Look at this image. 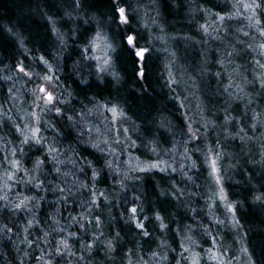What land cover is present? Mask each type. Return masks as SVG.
Returning <instances> with one entry per match:
<instances>
[{
    "label": "trees",
    "instance_id": "obj_1",
    "mask_svg": "<svg viewBox=\"0 0 264 264\" xmlns=\"http://www.w3.org/2000/svg\"><path fill=\"white\" fill-rule=\"evenodd\" d=\"M113 2L114 0H87L84 7L77 9L74 8L75 0H0V77H13L7 81L0 79V176L6 170L15 172L14 180L8 181L11 190L0 184V196L6 195L8 201L13 202L24 195L44 197L40 201V207L33 210L34 219L26 210L11 216L0 213V225L7 223L13 229L11 233H0V264H6L7 259L11 258H14L12 264H21L22 260H26V264H43V261L35 258L43 251L47 259L56 242L61 239L68 240L76 256H91L95 264H129V261L131 264H157V258L162 252L168 253L169 260H159V264H175L172 257L180 259V264H185L180 257L183 251L180 244H186L183 239L186 234L202 239V245L194 246V250L200 254L202 264H211L205 262L204 250L214 249L212 242L228 237V230L248 249L247 256L252 257L253 264H261L264 261V205L254 197L264 191V178L259 164H243L244 159L260 160L261 142L255 140L246 143L243 152L247 155L242 156L241 142L238 139L225 140L218 128L211 131L203 127L204 120L223 118L224 108L227 107L225 86L231 83L229 91L236 93V85L240 84L247 91L251 85L245 84L244 78L250 80L254 73L258 75L261 71L253 61V57H260L251 52L246 56L234 55L233 63L225 61L224 66L215 62L225 58L226 52L231 50V45L237 39L252 43V37L255 36L256 42L261 40L255 29L247 26L249 21L244 19L250 13L242 8L234 9L232 4L235 0H171V12L165 11L162 5L158 11L153 10L152 0H118L119 6L126 9L131 19L128 25L117 27L118 15L115 22L112 19ZM190 2H198L212 10V15L207 17L209 22L213 21L214 14L221 9H224L221 15H231L237 10L241 12L240 18L226 21L231 26L228 33H219L225 38L227 47L225 43L213 41L199 30V25L205 23L204 14L189 11ZM177 4L182 7H176ZM66 11L72 13L71 19L65 15ZM152 17L156 18L157 24L151 22ZM258 18L261 20L260 26H264V12L258 13ZM50 19L55 20L56 27L65 33V45H60L57 41L51 30ZM215 23L219 24V21ZM237 27L242 28V31L236 32ZM161 28L163 32L160 31ZM243 31L249 32V36H243ZM97 32L101 33L100 50L85 53L83 37L95 36ZM13 33L23 40V47ZM127 35L136 37L139 46L148 49L146 61L125 50L126 44L121 37ZM161 35L164 36L163 41L157 39ZM215 35L217 33L212 32V36ZM189 37L190 39H186ZM204 40L208 44H204ZM105 42L111 43L115 51L105 49ZM206 49L211 50L206 52ZM101 50L110 59V67L104 73L96 71L103 60L83 58L84 55L89 58L93 55L102 57ZM132 51H135L134 47ZM205 55L209 57L207 66L203 63ZM40 56L49 61L53 67L52 72H47L44 65L38 63ZM17 61L31 66L29 70L52 76V82L43 81L39 76H33L32 82H28L27 77L13 71L12 66ZM74 61H81L78 71L92 87L84 88L76 76L70 73L69 69ZM180 67H183L182 71ZM134 69L145 70L147 79L135 75ZM215 72H219L220 76L213 75ZM112 73H117L119 78H114ZM36 83L43 84L62 100L69 102L65 105L58 100L54 101L56 106L67 109L64 123L68 122V115L77 119L83 117L85 138L97 143L104 149L103 153L91 148L88 152L82 149L73 152L71 147L76 146L74 140L70 145L69 139L55 135L52 129L61 126L60 117L55 112L46 111L43 100L37 101L33 95ZM9 88L12 89L11 92L8 91ZM262 101L264 98L256 96L249 107L257 111L264 110L261 107ZM230 103L231 114L237 116L246 111L248 101L237 99ZM113 106L118 112L123 111L124 116L113 118L108 110ZM88 109H92V114L85 116ZM30 113H35L36 117ZM197 120H200V125ZM161 122H167L168 128H160ZM46 123L52 127L46 128ZM25 124L41 129L38 135L44 138L42 147L21 143L23 137L15 126L23 129ZM189 125L193 130H198L197 140L190 139ZM125 129L129 131L126 132ZM144 129H150L152 134L149 135ZM246 132L248 135H259L253 134L250 129H246ZM153 137L158 144L155 153L145 146ZM132 141H135V146ZM49 146L56 151L47 155V163L43 165V191L17 183V180L27 179L21 169H31L36 157L45 160ZM194 148L199 151H194ZM209 149L213 153H222L218 161L221 185L214 183L209 163L205 162V154L209 153ZM13 152L15 155H12ZM52 156L63 163H56ZM85 157L93 167H99L106 158L112 162L114 170L106 169L105 176L93 182L87 178L91 176L92 167L85 166L83 173L78 171V166ZM69 158L74 162H69ZM238 158L241 163L229 168ZM13 159L20 161L19 171L12 169ZM161 161L164 163H160ZM147 162L158 163L165 171L154 169L147 174L128 171L132 165ZM193 162L196 163L195 168L191 167ZM54 168H59L60 173L49 171ZM65 172L69 175L64 176ZM125 173L139 179H124ZM80 180L90 187L77 191V187L73 185L78 186ZM118 180L125 187H120ZM48 181L61 187H71L78 198H90L91 192H95L97 205H106L104 210L100 207L93 208L88 217L93 222L95 216L101 217L100 228L93 231L89 225L90 238L85 240L93 244L92 253H83L78 245H74L73 238L69 235L79 229V225L70 222L69 218L71 213L79 220L82 210L79 200L74 201L69 197L67 205L58 201L59 193L45 190L49 187ZM162 187L168 195H160ZM220 187L224 188L228 202L233 203L234 210L238 208V211L229 213L224 207L225 202L214 195L219 192ZM101 192L106 194L107 200L99 195ZM8 201H0V207ZM209 205L212 206L211 213ZM133 206L144 209L137 212L136 220L146 225L144 230L149 231V237H143L139 230L130 232V226L124 223L131 216L126 209ZM108 207L110 211L107 210ZM191 208L197 209L198 214L190 212ZM149 209L152 210L151 213ZM152 213H159L168 229L161 231L158 228L159 222L155 221ZM213 213L224 224H217L210 219V214ZM233 214L239 222L235 226ZM145 215H148V219H145ZM53 219L58 220L59 225L54 224ZM29 220L33 221V226L25 232L24 228L28 227ZM200 224L203 227H199ZM185 225H192V231L187 232ZM54 227L65 230L52 231ZM131 228L134 229V225ZM205 228L211 232V236L204 235ZM100 231L104 232L101 237L104 240L120 233L114 241V246L118 249L113 253L115 261L105 260L103 246L95 239ZM44 232L49 233L46 238L43 236ZM26 240L32 241L31 247L22 242ZM25 252L29 253L27 257H24ZM152 252H156L157 256L153 257ZM80 264H86V261Z\"/></svg>",
    "mask_w": 264,
    "mask_h": 264
},
{
    "label": "snow or ice",
    "instance_id": "obj_2",
    "mask_svg": "<svg viewBox=\"0 0 264 264\" xmlns=\"http://www.w3.org/2000/svg\"><path fill=\"white\" fill-rule=\"evenodd\" d=\"M87 0H75L74 8H82L86 5ZM153 10H157L159 6H163L165 11L171 12L172 11V4L171 0H152ZM215 6V5H214ZM176 7H182V5L177 4ZM232 7L234 9L242 8L246 13H250V15H245L244 19L248 20V27L254 28L257 32L258 36L261 38L259 42H256V37H252V43H246L243 40L237 39L234 44L231 45V50L227 51L225 54L224 59H217L215 62L219 63L221 66H224L225 61L227 63L231 64L233 63L232 57L235 56H246L249 52L256 53L260 59H257L256 57H253L254 65L258 67L261 71L258 75L255 73L253 74L252 79L244 78V83L247 85H251V88L249 90H245L244 87H242L240 84L236 85L237 92L233 93L229 91V88L232 87L231 83L224 88V92L227 93V100L225 101L227 107L224 108V116L222 119L218 120H204L203 127L205 129H210L211 131H215L217 128L219 129V133L223 134V137L225 140L232 139V140H239L241 142V154L242 156L247 155V153L243 152V146L248 142H253L255 140H259L260 147L262 151L260 152V160H243V164L247 165L248 163L252 164H259L262 169V178H264V131L261 129H264V110L257 111L254 108H250L249 106L253 103V99L256 96L264 98V26L261 25V20L258 18V13L264 12V0H235V3L232 4ZM189 11H195L197 13H203L205 18V23L199 25V30L202 31V33L205 36H210L213 41H220L221 43H225L227 47V43L225 41V38L220 36L219 33L225 32L228 33L231 26L226 23V21H231L240 18L241 12L239 10L233 12L231 15H221V12L224 11V9H221V11H218L214 14V18L212 22H209L207 20V17L209 15H212V10L210 8H205L198 2H190L189 3ZM159 14V13H158ZM65 15L71 19L72 13L71 12H65ZM118 15V23L117 27L120 25H128L130 22V17L126 13V9L124 7L119 6L118 0H114L113 2V16L112 19L115 22L116 17ZM215 21H219V24H216ZM151 22L153 24H157V20L155 17L151 18ZM49 23L52 25V32L56 36L57 41L60 45H65V33L60 31L58 27H56V21L53 19L49 20ZM159 27V25H157ZM211 29V31H210ZM161 32H163V28L160 29ZM236 32H241L242 28L237 27L235 29ZM212 32L217 33V35L212 36ZM230 34V33H229ZM13 35L16 36L17 40H19L21 47H23V40L19 37L18 34L13 33ZM243 36L248 37L249 32L243 31ZM122 41L126 44V49L129 51L130 55H133L134 57L145 60L146 61V53L148 51L147 48H143L139 46L138 40L136 37L132 35H127L126 37H121ZM157 39H160L163 41L164 36H158ZM186 39H190L186 38ZM101 40V33L97 32L95 36H84L83 41L85 43L84 52L92 51L96 52L100 50V44L99 41ZM204 44H208L207 40L203 41ZM236 45H240V48H237ZM135 48V51L133 52L132 49ZM104 48L115 51V48L111 43L105 42ZM211 49H206L205 51L208 52ZM219 51V49H217ZM26 55V53H25ZM203 55V54H202ZM84 59H93L96 61H100L101 57L93 55L92 57H88L87 55L83 56ZM38 63L44 65V67L47 69V72H52L53 67L49 63L47 59H45L44 56L38 57ZM204 65L207 66L209 64V57L207 55L204 56ZM133 64L135 65V60H133ZM31 66L25 65L21 61H17L13 66L12 69L15 72H18L22 74L23 77L28 78V82H32L33 76H39L43 81H46L48 83H51L53 80V77L47 74H41L37 73L34 70H29ZM110 67V59L107 57V54H105V57L103 58V63L98 64L96 71L98 73H104L107 72ZM76 70L80 68L79 65H75ZM205 71H207V67H205ZM134 74L142 77L144 79H147V72L142 69H134ZM239 75V73H237ZM113 77L118 79L117 73H112ZM213 75L219 77L220 73L215 72ZM2 80H12L13 77L10 75H6L3 77H0ZM258 85V87H257ZM14 87V85H13ZM9 92L12 91L11 88L8 89ZM42 94V95H40ZM242 94V95H240ZM33 95H35L37 100H43L44 106L46 109L51 110L53 107H56L54 101L57 100V95L54 94L53 91L48 90L43 84H38L35 89H33ZM237 99H247L248 103L245 105L246 111H244L242 114H238L237 116H233L230 112L231 109V103L230 101H234ZM60 104H68L67 100H60ZM262 108H264V101H262ZM113 118H116L117 116H124L123 111L117 110L115 106L108 109ZM61 108L56 107L55 114L56 116L61 115ZM64 113L67 111V109H63ZM249 113L251 115L249 116ZM33 117H36L35 113H30ZM64 118V117H63ZM66 119L70 121L72 119L71 115L66 116ZM203 119V117H202ZM17 132L21 134L23 139L21 140V143L24 145H31L34 144L35 146L42 147V137L38 134L41 132V129L34 126H29L27 124L24 125V128L21 129L20 126H15ZM160 128H168L167 122H161L159 125ZM246 129H250L253 134L259 133L258 136L256 135H248L246 132ZM171 130V129H169ZM125 131H129V129H125ZM146 133L151 135L150 129H144ZM188 132L191 134L190 139L197 140V132L198 130H193L191 128V125L188 127ZM217 143H219V140H217ZM133 146H135V141H132ZM156 145V146H153ZM146 147H149L150 150L155 153L158 148V144L155 141V138L148 140V144L145 145ZM93 148H98L99 145L97 143L92 144ZM194 151H199L198 148H194ZM56 149L54 147L49 146L47 154L45 156V160H41L39 157H36V159L33 162V166L31 169H25V172L28 174L27 179L23 181L24 184L30 185L33 189H36L39 191L43 187V184L41 182V175L42 172V166L47 163V155H51L54 153ZM187 151V149H185ZM250 151V150H249ZM12 155H15L13 152ZM214 156V158H213ZM222 153L215 152L213 153L211 149H209V153L205 154V162L209 163V166L211 168V176L213 177V181L216 185H221L222 177L219 174L220 169L218 168V161L221 159ZM188 159H191V157H187ZM52 160L56 163H63V161L57 160L56 156H52ZM160 163H164V161H161ZM241 163V160L238 158L234 164H230L229 168L236 167V164ZM104 167L106 169L114 170L113 164L109 160H105L103 162ZM20 161L13 159L11 161V167L12 169H15L16 171L20 170ZM171 167V165H169ZM183 167V165H181ZM192 168L196 167V163L193 162L191 164ZM158 169L160 172H164V168H160L158 163L155 162H147L143 165H140L139 163L132 165L129 167V172H140V173H150L152 170ZM54 170L57 174L60 173L59 168L49 169V171ZM173 171H176V169H173ZM32 173H40L39 176H33ZM242 174V173H241ZM64 176H68L69 173L65 172L63 173ZM117 175L119 173L117 172ZM186 175V173H185ZM105 176V172L97 173L95 171H91V176L87 177L90 180H98V178H103ZM15 178V172H9L5 171L3 176H0V184H2V187L5 189H10V186L8 184V181H12ZM127 173L124 174V179H129ZM131 179H139V177H131ZM188 179H191V177H188ZM17 183H20V180H17ZM117 183L120 185V187H125L122 181H117ZM49 188L45 189L46 191H51L54 193H59L58 201H62L65 205L68 203V198L71 197L73 200H79V206L81 207V212L79 214V220L77 219V216L69 214L70 222L77 223L79 225L78 231L70 232L69 235L73 238L74 245H78L79 249L86 254H90L93 251V244L85 242L86 238L89 237V225H91V229L93 231L100 228L101 225V217L99 215L95 216L94 222L89 220V215L92 214V210L95 207H100L102 210L106 207L103 203L100 205H97L96 200V193L91 192L90 198H78L76 192H73L71 187H61L59 184H55L52 181H48ZM74 187H77V189H88L90 186L86 185L84 181L80 180L78 181V186L73 185ZM174 187V184L172 185ZM100 196L104 197L105 200H107V196L105 193L101 192L99 193ZM161 196H166L168 193L161 188L160 192ZM214 195H217L219 200L224 203V207L227 209L229 213H234V211H238V208L234 210V205L231 202H228V197L225 194L224 188L220 187L218 193H214ZM139 197H136L138 199ZM39 201L43 200L44 197L39 195H24L22 198H19L17 202L8 201V197L0 196V201H8V203H5L3 207H0V213L6 214V215H14L15 213L26 210L28 213L33 215V219L35 218V214L33 210L35 208L40 207V202L37 203V200ZM125 199H127L125 197ZM256 201L261 202L262 205H264V191L261 192L260 195H257L254 197ZM84 209H87V211H84ZM212 206L209 205V210L211 213ZM108 211H110V207L107 208ZM138 211H144L143 208L138 209L137 207H128L126 209L127 213H131V216L124 221L125 224H128L129 231H135L139 230V234H141L143 237H149L150 233L149 231L144 230L146 228V225L136 220V214ZM190 212L197 213V209L191 208L189 209ZM149 212L151 213L152 210L149 209ZM154 215L155 221L158 223V228L161 231H164L168 229V225L164 223V218L159 213H152ZM123 215V214H122ZM210 219H213L215 223L217 224H224V221L216 219L214 213L210 214ZM145 219H148V215H145ZM195 219V217H193ZM232 219L234 221L233 226L235 224L239 223L236 221L235 214H233ZM53 223L56 225H59V221L53 219ZM131 225H134V229L131 228ZM33 226V221H28V227L24 228V231L27 232L28 228H31ZM187 232L192 231V225H185ZM199 227H203V224H200ZM65 229L62 227H54L52 231L56 232H63ZM13 231L12 227H10L7 223L0 225V233H11ZM78 232L80 233L78 235ZM49 235L48 232H44L43 236L46 238ZM204 235L205 236H211V232L205 228L204 229ZM104 236V232L100 231L99 235L95 237L96 241L103 246L104 249V256L105 260L107 261H115V256L113 253H115L118 249L114 246L113 241L111 239H101V237ZM116 236L119 237L120 233L117 232ZM185 243H181L180 247L183 250L182 253H180L181 259L190 262V264H201V257L198 252L194 250V246L197 245V241L193 238L192 235H185L183 237ZM28 243V246H32V241H22ZM163 246V245H162ZM241 251H243L246 255L248 253L247 248H242ZM189 254V255H185ZM208 259L217 261V264H224L222 260H219L217 257V254L212 251V249L207 250ZM264 254V253H262ZM29 253L25 252V256H28ZM152 256L156 257L157 253L152 252ZM74 258V260L72 259ZM37 261H43V264H80L82 261H86V264H93V258L91 256L87 255H80L76 256V253L72 250V246L69 244L67 239H61L58 242H56L55 247L53 248V251L48 255V258L45 259V254L42 251L41 255L39 257L35 258ZM172 259H175V264H180V259H176L175 257H172ZM159 260L167 261L169 260V255L167 252H162L161 255L157 258V264H159ZM23 264V262H21ZM129 264H131V261H129ZM247 264H252V257H248Z\"/></svg>",
    "mask_w": 264,
    "mask_h": 264
},
{
    "label": "clouds",
    "instance_id": "obj_3",
    "mask_svg": "<svg viewBox=\"0 0 264 264\" xmlns=\"http://www.w3.org/2000/svg\"><path fill=\"white\" fill-rule=\"evenodd\" d=\"M75 65H79L81 66V61H74L72 66L70 67L69 71L71 74L75 75L76 78L79 80L80 82V85H82L84 88H90L92 87V85L89 84L88 80L85 79L83 77V75L78 71L76 70L75 68ZM69 95H71V93H69ZM57 100L60 101L62 100L61 97L59 95H57ZM66 100V99H64ZM69 103V102H68ZM58 107V106H56ZM56 107H53L51 110H48L46 109V111H48L49 113H52V112H55L56 111ZM61 108V107H59ZM61 115L59 116L60 117V127L59 128H53V132L55 133L56 136L58 137H65L66 139H69L70 141V145H71V141L74 140L75 141V147H71V151L73 152H78L79 150H83L84 152H88L89 151V148L91 149H96L98 150L99 152L103 153L104 149L101 148L100 146L98 148H93L92 147V144L93 142L90 140V139H86L85 138V133L83 132V117L81 119H77L75 116H72V119L70 121H68L67 123H64V111L63 109L61 108ZM92 114V109H88V111L85 113V116H88V115H91ZM46 128L48 127H52L51 124H47L45 125ZM74 133H76V135H74ZM44 138L42 137V140ZM123 147V146H121ZM106 160V158L104 159V161ZM69 162H74L72 161L71 158H69ZM85 166H88V167H92V170L97 172V173H102L106 170V168L104 167V164H101L99 167H93L90 162L87 160V158L85 157L84 158V161L82 164H80L78 166V171L80 172H84L85 170ZM22 171L25 172V169H21ZM109 171H111L110 169H107ZM44 167L42 166V172H44ZM27 173L25 172V176L27 177ZM33 176H39L40 173H32ZM86 175V173H85ZM131 179V177L129 178ZM25 179H22L20 180V183H23ZM93 182H95V180H93ZM24 184V183H23ZM26 185V184H25ZM49 188V187H48ZM40 191H43V187L41 189H39ZM77 191H79V189H77ZM54 193V192H53ZM43 197V196H42ZM39 199L37 200V203H39ZM118 239V237H113L111 238V240L113 241V244H114V241ZM24 257H27L25 256V253H24ZM14 258H11V259H7L6 261V264H12ZM23 264H26V260H22ZM93 264H95V262H93ZM261 264H264V261H261Z\"/></svg>",
    "mask_w": 264,
    "mask_h": 264
},
{
    "label": "rangeland",
    "instance_id": "obj_4",
    "mask_svg": "<svg viewBox=\"0 0 264 264\" xmlns=\"http://www.w3.org/2000/svg\"><path fill=\"white\" fill-rule=\"evenodd\" d=\"M101 49L103 50L102 46H101ZM102 50H101V55H102L101 60H103L106 54V53L104 54ZM182 68L183 67H180V71H182ZM36 85H38V83H36ZM197 123H199L200 125V120H197ZM228 234H229L228 237L220 238L218 239V241H216V243L212 242V244L215 245V248L212 249V251L217 254L218 259L222 260L224 264H247L249 256H247L243 251H241V249L244 248L243 244L241 243V240H239L233 234L232 231L228 230ZM193 238L197 241V246L202 245V239L197 238V237H193ZM208 249H205L204 250L205 252L203 254L205 256V262H209L211 264H217V261L208 259V254H207ZM218 250L223 251V253ZM185 255H189V254H185ZM184 263L190 264V262L185 261V260H184Z\"/></svg>",
    "mask_w": 264,
    "mask_h": 264
}]
</instances>
